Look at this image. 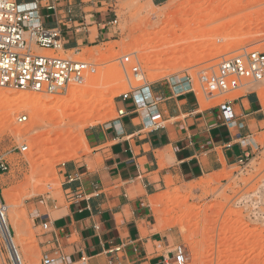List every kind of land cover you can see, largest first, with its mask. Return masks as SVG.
<instances>
[{"label":"rangeland","instance_id":"374dc122","mask_svg":"<svg viewBox=\"0 0 264 264\" xmlns=\"http://www.w3.org/2000/svg\"><path fill=\"white\" fill-rule=\"evenodd\" d=\"M114 10L118 23L108 41L70 56L58 53L94 65L81 85L62 96L0 88L10 98L23 93L44 100L43 122L34 133L31 108L0 100V158L8 167L0 173V198L5 207L17 208L14 218L9 212L7 217L21 255L29 258L25 264H41L37 238L45 231L34 220L47 202L63 196L60 170L90 153L87 130L118 118L121 95L189 77L206 107L252 93L264 107V79L212 100L199 83L201 73L225 57L264 52V0H169L160 7L115 0ZM137 63L143 79L131 72ZM20 115L28 121L17 123ZM254 139L259 147L243 163L192 183H170L153 198L158 230L173 249H185L180 264H264V126ZM0 264H15L1 232Z\"/></svg>","mask_w":264,"mask_h":264},{"label":"crops","instance_id":"0c3cea01","mask_svg":"<svg viewBox=\"0 0 264 264\" xmlns=\"http://www.w3.org/2000/svg\"><path fill=\"white\" fill-rule=\"evenodd\" d=\"M17 1L37 2L41 23L62 29L63 52L96 48L112 37L115 0ZM149 2L160 7L169 0ZM188 86L179 79L149 84L145 95L120 100L125 117L87 130L90 153L63 166V196L34 220L37 228L51 225L37 238L42 256H62L65 264H180L157 228L153 198L170 183H192L240 164L259 147L254 138L264 126L254 93L228 101L235 118L226 123L218 106L206 107ZM144 96L152 105L138 108Z\"/></svg>","mask_w":264,"mask_h":264},{"label":"built area","instance_id":"2783aa9c","mask_svg":"<svg viewBox=\"0 0 264 264\" xmlns=\"http://www.w3.org/2000/svg\"><path fill=\"white\" fill-rule=\"evenodd\" d=\"M40 8L37 2L20 4L17 0H0V88L62 96L67 94L71 87L81 85L88 74L95 72V67L58 55L63 51V31L59 26L45 27L41 23ZM48 9L56 12L57 8L51 5ZM117 23V19H114L110 25L115 26ZM127 62L129 58L121 61L123 66ZM131 72L136 79L144 78L139 63L133 66ZM263 79L264 52L242 50L239 55L225 57L214 69L201 73L199 83L202 91L210 95L207 100H212L215 96L237 92L249 83H260ZM179 80L188 83L189 89L195 91L191 78ZM148 85L146 83L143 87L132 88L130 92L121 95V100L127 102L133 95L139 96L140 93L145 95L143 89ZM151 105L145 96L137 102L138 108H149ZM218 107L226 123L234 120L231 102L226 101ZM126 115L125 109L118 110V118ZM28 118L27 115H20L17 123H26ZM22 149L26 151L28 147L24 146ZM7 170L8 167L0 158V173ZM35 219H39L38 214ZM41 227L46 233L50 232V222L42 223ZM1 230L7 232L10 238L7 211L0 198V232ZM175 251L178 262L185 263V249L177 247ZM65 262L62 256L52 258L44 254L41 264Z\"/></svg>","mask_w":264,"mask_h":264},{"label":"bare ground","instance_id":"6f19581e","mask_svg":"<svg viewBox=\"0 0 264 264\" xmlns=\"http://www.w3.org/2000/svg\"><path fill=\"white\" fill-rule=\"evenodd\" d=\"M64 53L67 56H70L71 54H73V52H64ZM73 57L74 58L76 57V59H78V53L75 54V56H73ZM95 81H96V79H95ZM95 81H93V83H95ZM0 100L1 101H5V102H13V103L17 102V104L21 105L22 107H24V108H31V110L34 111V112L32 111L33 113L31 114L33 121L31 122V126H30V131L29 132H33L34 133V132H36L37 128H39L41 126V122H43V116H44V115H42L43 112L42 111H39L41 105H43V102H44V100L42 98L35 97V96H31V95H27V94H23V93L21 95L17 96V97L10 98L7 94L0 93ZM10 111H11V109H10ZM15 131L18 134H21V131L20 130H15L14 129V132ZM26 132H28V131H26ZM6 211L9 212V214L14 218V216L17 213V208L15 207V205H13V204L10 203V205L6 207ZM1 232H2V235H3L4 239H5V241L7 242L8 247H9V249L11 251L12 260L14 261V263L15 264H25L24 261L25 262L26 261H29V258H28L27 255H25V254H24V256L21 255V252L19 251V248H18L17 241L12 236L11 231H10V235H11L10 238H9V235H8L7 232H5L3 230H1Z\"/></svg>","mask_w":264,"mask_h":264}]
</instances>
